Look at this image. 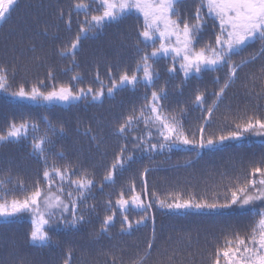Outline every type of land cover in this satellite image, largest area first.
I'll list each match as a JSON object with an SVG mask.
<instances>
[{"label":"trees","instance_id":"1","mask_svg":"<svg viewBox=\"0 0 264 264\" xmlns=\"http://www.w3.org/2000/svg\"><path fill=\"white\" fill-rule=\"evenodd\" d=\"M73 3L74 0H19L8 19L0 24V66L7 68L13 89L21 83L30 87L45 80L49 70L57 83L75 84L71 78L79 73L82 77L79 86L85 88L98 86L96 74L99 72L107 87L109 69L112 75H117L121 69H135L139 60L137 34L143 22L142 17L135 14L82 39L75 60L60 55V49L73 39L78 23L84 19L83 12L77 15ZM197 6L198 0H183L177 9L182 18L192 22ZM91 7L95 9L96 5ZM61 10L63 18L59 15ZM69 12L72 13L71 30L65 22ZM216 31L209 19L199 36V44L213 43ZM258 48L259 44H253L241 56L234 57V62L249 59V54ZM262 64L264 60L258 57L238 74L239 79L226 90L222 100L216 101L218 107L205 127V137L227 131L238 116L253 112L264 115V95L257 97L248 90L252 86L250 77L259 75ZM170 66L171 60L165 57L153 64L159 74L156 89L163 87L167 92V98L161 103L167 113L176 115L182 122L190 138L198 139L199 128L206 119L204 109L214 102L213 94L226 80L227 69L206 70L185 80L179 70L169 73ZM217 77L220 83L216 82ZM260 88L257 82V91ZM152 90L142 85L136 89L126 87L112 97L105 96L102 102L89 99L65 107L18 102L0 93V133L6 132L11 123L25 120L39 127L35 132L30 129L28 136L18 142L0 146V179L13 181L9 191L19 196L21 193L15 187L19 181H23L26 189H31L34 182L42 178L43 159L33 154L31 139L45 133L52 140L46 153L49 165L70 164L74 172L86 170L95 184L79 208L85 221L75 229H65L62 225L53 227L49 246L30 242L32 219L29 214L0 219V264H133L146 252L149 254L145 264H211L215 246L221 244L226 235L236 231L243 235L247 231L251 217L243 211L175 212L161 209L156 197L169 199L180 195L185 199L189 196L212 199L215 195L222 200L227 186L234 184L236 178H245L250 168L264 158V137L249 136L242 146L240 142H229L214 151L193 147L141 151L134 146V137H144L149 129L140 124L122 136L117 127L134 109L144 107L145 97H150ZM198 92L205 95L204 108L194 103ZM49 123L56 129L63 127L64 133L54 135L49 131ZM150 130L153 142L158 143L155 128ZM125 144V155L131 153L132 161H126L122 170L117 168L114 183H106V170ZM59 153H63V159ZM145 178L147 193L143 188ZM133 185L145 202H152V208L147 214L149 218L137 226L134 222L140 218L141 210L130 205L127 212L133 228L131 232H121L122 210L115 202L121 193L130 199L134 194ZM109 200L116 220L109 232L102 234L103 219L110 214ZM152 215L155 216L154 238ZM149 243L153 244L151 250L147 249Z\"/></svg>","mask_w":264,"mask_h":264},{"label":"snow or ice","instance_id":"2","mask_svg":"<svg viewBox=\"0 0 264 264\" xmlns=\"http://www.w3.org/2000/svg\"><path fill=\"white\" fill-rule=\"evenodd\" d=\"M18 3L19 0H0V24L8 19ZM181 3L183 0H74L73 9L77 15L83 12L84 19L78 23L73 39L60 49V55L75 60L82 39L88 38L90 34L102 32L109 24L118 23L135 14L142 17L143 21L137 34L139 60L135 69H121L117 75H112V70L109 69L107 87L100 79L99 72L96 74L98 86L85 88L79 86L82 82L79 73H75L71 78L75 84L57 83L52 70H49L45 80L33 83L30 87L21 83L13 89L7 68L0 66V93L7 94L18 102L27 101L47 107L89 99L102 102L105 96L112 97L126 87L136 89L142 85L151 88L153 90L150 97H145L144 107L134 109L117 127L122 136H126L140 124L149 129L144 137H134V146L141 151L151 152L165 148L171 151L173 148L183 147L214 151L220 150L229 142H240L242 146L249 136L264 137V115H257L255 112L233 119V126L227 131L207 137L204 135L213 111L218 107L216 101L222 100L226 90L239 79L240 72L258 57L264 60V0H198L192 22L181 17L177 9V5ZM92 4L96 5L95 9L91 7ZM59 15L64 17L63 10ZM209 19L217 29L214 42L201 46L199 36ZM65 22L71 30V12ZM141 44L144 45L143 48L139 47ZM253 44H259V48L249 54L250 58L235 63L234 57L241 56ZM160 57H168L171 60L169 73L175 74L179 70L185 80L206 70L227 69L226 80L213 94L214 102L204 109L206 119L204 125L199 128L198 139L195 136L190 138L177 116L167 113L163 108L161 102L167 98V92L163 87L156 89L159 74L153 67ZM250 79L252 86L248 89L249 92L255 93L257 97L264 95V64L259 69V75L253 74ZM216 82L220 83L219 77ZM257 82L261 85L259 91L256 89ZM194 103L204 108L207 103L204 93L198 92L194 96ZM150 128H155L158 143L153 142V132ZM30 129L35 132L39 127L27 120L19 124L11 123L6 132L0 133V146L26 138ZM49 131L54 135L64 133L63 127L56 129L50 123ZM51 144L52 140L47 133L31 139L33 154L43 159L44 163L42 178L35 181L31 189H26L23 181H19L15 185L21 193L18 196L8 190L9 185L13 183L11 179H0V219L9 220L29 214L33 225L29 239L37 246L51 245L50 230L53 227L62 225L65 229H75L85 221V216L79 212V208L95 186L94 178L86 170L74 172L70 164L49 165L46 153ZM126 150L127 144L120 148L113 164L106 170V183H114L117 168L122 170L126 161H132V154L125 155ZM58 155L63 159V153ZM143 175L146 177L147 169ZM103 187L101 184L100 188ZM143 188L144 193H147L146 178ZM132 191L134 194L130 199L121 193L115 202L122 210L121 232H131L133 228V221L129 220L127 212L130 205L141 210L140 218L134 222L137 226L149 218L147 214L152 208V202H145L142 194L135 192L134 185ZM156 203L161 209L185 213L222 214L225 211H243L251 217L250 227L243 235L240 231L226 235L223 242L215 246L211 264H264V158L250 168L245 178H236L234 184L227 186L222 200L215 195L212 199L195 196L185 199L175 195L169 199L157 196ZM108 204L110 214L103 219L100 229L102 234H107L116 220V212L111 207L112 201L109 200ZM89 207L94 208V205ZM150 218L154 238L155 216ZM152 248L153 244L149 243L147 249ZM148 254L149 252H146L138 256L133 264H145Z\"/></svg>","mask_w":264,"mask_h":264},{"label":"rangeland","instance_id":"3","mask_svg":"<svg viewBox=\"0 0 264 264\" xmlns=\"http://www.w3.org/2000/svg\"><path fill=\"white\" fill-rule=\"evenodd\" d=\"M165 58H168V57H165ZM79 102H81V101H79ZM79 102H73V103H71V104H75V103H79ZM93 102H95V101H93ZM71 104H58L57 106H69V105H71ZM29 219H32V217L29 215ZM32 227H33V225H32Z\"/></svg>","mask_w":264,"mask_h":264}]
</instances>
